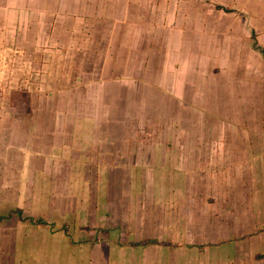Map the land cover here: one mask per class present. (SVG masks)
I'll list each match as a JSON object with an SVG mask.
<instances>
[{
  "label": "rangeland",
  "instance_id": "374dc122",
  "mask_svg": "<svg viewBox=\"0 0 264 264\" xmlns=\"http://www.w3.org/2000/svg\"><path fill=\"white\" fill-rule=\"evenodd\" d=\"M126 1L131 3V0ZM140 3L144 6L128 9L127 20L133 13L142 21L150 14L154 19L152 24H157V27L163 17H166L165 24L172 28L184 25L181 32H176L172 45L166 44L168 53L162 57L161 66L152 63L151 67V61L143 62L142 59L133 63L128 60L130 56L126 57L127 49L119 50L118 57L114 55L112 61L115 49L111 51L99 44L98 28L85 34L80 31L75 40L76 51L66 53V58L59 61L53 55L56 47L8 44L11 41L15 43V37L22 42V36L14 30H7L5 34L4 19L10 25L13 17L0 14V216H3L0 221V264H105L107 260L115 264H152L149 251L145 249L135 254L129 249L124 252L110 251L98 238L93 242L96 246H89L91 240L84 233V221L93 212L97 217L108 213L113 218L140 219L137 224L141 233L146 232L144 236H162L166 235L164 231L168 234L174 231L175 239H181L184 219L180 200L170 207L150 206L148 203L151 186L142 183L149 181L153 175L124 173V178L129 176L132 180L136 176L137 186L132 190H117L116 186L101 185L100 177L104 174L94 171L84 174L83 167L78 173L80 169L73 162L76 151L87 154L84 151L86 142L77 148L78 144L72 140L81 134L80 127H76V132L75 118L84 116L88 122L92 120V127L87 126V129L93 133V120L99 119V114L104 123L103 133L107 128L110 137L106 142L96 141L90 146L106 156L104 161L108 163L104 165L114 167L117 163L127 168L140 164L146 167L150 159L159 160L163 143L161 136L175 131H172V125L169 129L164 125V117L158 118L159 108H150V95L146 91H150L151 84L149 69L163 70L165 57L170 69L173 72L183 71L186 78L185 81L184 78L181 81L177 79L172 89L180 91L184 102L190 97L191 91L187 92L189 85L194 90L203 86L202 78L198 79V83L192 78L196 75H205L204 84L207 86L213 85V75L220 76L218 85L229 82L235 92L244 89V84L237 82L247 78L251 80L247 88L253 89L247 102L255 105L264 102V56L261 58L259 55L260 50H264V0H150V5L140 0ZM142 32L145 41L149 30L143 28ZM157 32H161L159 28ZM157 32L147 38L150 42L142 40L140 46L135 45V49L139 47L142 53H148V47L159 37ZM32 37L31 32L27 33L25 41L31 42ZM58 69L63 76H55ZM89 79L94 86L104 82L108 95L102 94L97 99L95 94H88L90 91L73 94L85 103L92 102V105L89 110L68 109V104L76 103V100L65 91ZM168 89L171 91L170 82ZM151 91H154L152 87ZM104 96L111 102L107 112L96 108L104 101H101ZM176 115L177 119L181 118L180 113ZM250 116L264 118V109L255 108ZM106 117L108 122H105ZM186 117L182 132L190 130L196 133L198 130L192 129L188 115ZM28 128L33 130V136L28 135L23 148L20 133H27ZM37 130L40 135H37ZM90 136L93 137L91 133ZM150 148L156 149L155 156L150 157ZM72 151L73 158L70 157ZM115 153L124 156L122 160L108 156ZM100 158L94 159L98 165ZM88 179L93 182L90 184ZM107 187L109 191L106 192ZM241 199L244 200V197ZM255 201L261 199L257 197ZM258 202L252 206L255 211L261 208ZM16 209L20 210L19 217L15 215ZM92 209L96 211L91 212ZM9 214L12 216L9 217ZM171 214L174 215L173 220L164 221L165 216ZM31 218L42 219L45 224H32L29 221ZM148 220H153V227L145 222ZM252 222L255 226L258 221ZM133 226L130 224V229L137 227ZM196 229L194 224H190V236L191 233L193 236L196 234ZM120 238L117 240L126 244L125 238L122 241ZM136 239L141 240L131 238L126 241L134 242ZM250 247L264 251V239L250 240ZM193 252L172 254L167 260L173 264H186L187 256L190 258L188 264H206V259L212 261L214 258L208 254L196 259ZM235 256V251L230 249L217 254L218 260L225 259V264H247L245 260L235 261Z\"/></svg>",
  "mask_w": 264,
  "mask_h": 264
},
{
  "label": "crops",
  "instance_id": "0c3cea01",
  "mask_svg": "<svg viewBox=\"0 0 264 264\" xmlns=\"http://www.w3.org/2000/svg\"><path fill=\"white\" fill-rule=\"evenodd\" d=\"M130 2L128 3L126 0H0V14L13 17L10 20V25L7 19H4L5 34H7V30H14L17 35L21 34L22 36V42H19V37H15V43L11 41L8 44L56 47L57 51L53 55L59 61L65 59L70 51L75 50L76 36L80 31L81 34H85L88 30L95 31L98 28L99 44L106 46L111 51L115 49L112 61L119 50L127 49L125 50L126 57H131L128 59L129 61L135 63L140 59L143 62L149 60L151 61L150 66L152 63L161 66L162 57L168 53L166 44L172 45L176 32H181L184 25L180 24L179 27L172 28L171 25L165 24L166 17H163L159 22L161 24L157 27V24H152L154 19L150 14L142 21L137 14L133 13V17L131 16L127 20L125 15L128 14V9H132L131 6L133 9L134 6L136 8L144 6L140 0H131ZM147 2L149 4L150 0H145V4ZM143 28L149 30L145 41ZM158 28L161 31L159 33L157 32ZM29 32L33 37L31 42H26L25 35ZM156 32L159 37L157 40L155 39L156 41L154 40L152 45L149 47L147 45L148 53H142V49L139 50V47L135 49V45L140 46L142 40L144 43L150 42L147 38H151ZM111 45L113 46L111 47ZM64 51L66 52L64 53ZM136 51L137 53H135ZM259 55L262 58V54ZM121 59L124 60L123 57ZM180 66H182L181 63ZM162 67L163 70L149 69L151 84L150 91H146L150 95V108H159L161 111L158 118L164 117V125L168 129L172 125V131H175L161 136L160 139L163 143H161L159 160H156L157 158L150 159V164L146 167H142L140 164L127 168H124V165L119 166L117 163L113 165L114 167L104 165L108 163L104 161L106 156L103 157L102 152L94 149L93 145L90 146V143L96 141L106 142L110 137L106 131L107 128L103 133L102 124L104 125V123L101 114H99V119L93 120V133L87 129V126L92 127L90 123L92 120L88 122L84 116L80 119L74 117L75 128L80 127L81 134L72 140L78 144L77 148L86 142L84 151L87 154L76 151L73 162H75V167L80 169L78 173L83 167L86 170H83L84 174L93 171L104 174V177L103 175L100 177L101 185L116 186L117 190H132L137 186L136 176L132 180L129 176L124 178V173L125 175L137 173L153 175L149 181L142 183V185L151 186L148 194L150 202L148 203L150 206L170 207L176 200H180L184 219L181 225L184 231L182 237L179 240L175 239L174 231H171V234L164 231L167 236L150 234L147 237L144 236L146 232L141 233L139 230L137 223L140 219L129 221L121 219L119 216L110 217L107 215L108 213L97 217L93 212L96 210L92 209L93 213L87 215L84 221L86 226L84 233L91 240L88 245L96 246L93 242L95 238H98L101 244L110 251L124 252L129 249L135 254L140 249H145L149 251L152 264H173L167 260L169 256L189 250H194L196 259L197 256H201L199 258L202 259L204 255H213V260L206 259V264H225V259L218 260L217 254L229 249L235 251V261L245 260L247 264H264V251L253 250L250 247V240L264 239V118L250 116L253 109H264V102L256 105L247 102L250 99L247 98L248 94L253 93V89L247 88L250 86L251 80L247 78H245L246 81L243 78L239 80L237 83L244 84V89L240 88L235 92L231 89L229 82L225 81L223 86L218 85L220 76L216 77V75H213V85L211 86L204 84L207 79L205 75L192 77L197 80V83L198 79L202 78L203 86L196 87L194 90L189 85L187 92L191 91L190 97L187 102H184L179 95L180 91H172L177 79L181 81V78H184L183 71L173 72L170 69V64L166 63V57ZM58 75H62L59 69L55 76ZM241 77L244 76L241 75ZM185 80L186 78L183 79V81ZM169 82L171 91L168 89ZM91 83V79L83 80L79 83L80 85H74L65 91L76 100V103L68 104V109L89 110L92 105V102L85 103L82 101L83 99L73 94H85L90 91L88 94H95L97 99L102 94L108 95V87H104V82H99L95 86ZM151 87L154 91H151ZM60 93L63 94L61 90ZM79 99L81 100L79 101ZM102 100L104 101L97 104L96 108L98 111L105 110L107 112V109L111 108L109 106L111 102L105 96ZM68 102L70 101L68 100ZM177 112L181 114L180 119L176 117ZM187 115L188 123L190 121L192 129L198 130L196 133L190 130L182 132V125L185 126ZM105 122H108L107 117ZM53 132L56 134L55 129ZM90 133L93 137L90 136ZM20 134L21 147L25 148L27 137L28 135L33 136V130L28 128L27 133ZM37 135H40L38 130ZM74 151L70 152L72 153L71 158H73ZM155 151L156 149H149L150 157L156 155ZM99 156L101 158L97 160L100 162L98 165L94 159ZM108 156L115 157L118 161L124 157L119 153ZM92 157L96 158L92 159ZM40 173L43 171L40 170ZM110 179L111 184H109ZM85 181L87 182V179ZM88 181L90 184L93 182L90 179ZM124 186L126 188H123ZM240 193L244 200L241 199ZM257 197L261 201H255ZM104 202L106 201L104 200ZM257 202L261 208L255 211L252 206H255ZM173 216V214L166 215L164 221L173 220ZM253 217L258 219H253ZM98 221L100 222L98 223ZM252 221L258 222L254 226ZM109 222L111 223L109 224ZM145 222L150 223V227H153V220ZM130 224L137 227L134 230L130 229ZM190 224L196 226V236H193L192 233L190 236ZM189 236L193 238L192 241ZM118 237H121L120 241L125 238L126 244L120 243L117 240ZM131 238L142 239L139 241L136 239L137 241L134 242L126 241ZM144 241H153V244H139ZM188 258L187 256L185 258L186 264L190 261ZM104 262L105 264H115L109 260Z\"/></svg>",
  "mask_w": 264,
  "mask_h": 264
},
{
  "label": "trees",
  "instance_id": "16d2710c",
  "mask_svg": "<svg viewBox=\"0 0 264 264\" xmlns=\"http://www.w3.org/2000/svg\"><path fill=\"white\" fill-rule=\"evenodd\" d=\"M260 53L262 54V55H264V50H260ZM15 211H17V213L15 214L16 216H18L19 217V213H20V210L19 209H16ZM9 217H11L12 216V214H9L8 215ZM3 219V216H0V221ZM29 221L32 223V224H37V225H39V224H45V222L42 220V219H33V218H31V219H29ZM140 245H148V244H153V241L151 242V241H144V242H142V243H139ZM138 244V245H139Z\"/></svg>",
  "mask_w": 264,
  "mask_h": 264
}]
</instances>
